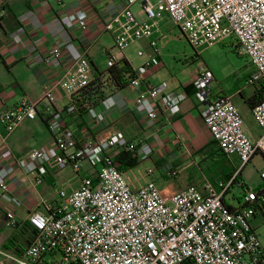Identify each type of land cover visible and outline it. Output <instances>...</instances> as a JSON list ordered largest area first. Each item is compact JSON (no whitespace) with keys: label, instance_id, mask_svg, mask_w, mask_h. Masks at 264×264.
Masks as SVG:
<instances>
[{"label":"built area","instance_id":"2783aa9c","mask_svg":"<svg viewBox=\"0 0 264 264\" xmlns=\"http://www.w3.org/2000/svg\"><path fill=\"white\" fill-rule=\"evenodd\" d=\"M139 1L124 0L122 11L106 25L107 32L114 35V46L103 51L107 68L120 62L124 52L138 41H149V48L157 51L158 41L152 40L155 25L150 21L165 12L194 49L235 42L255 68L248 83L264 84V0H160L157 12L146 0L143 12L148 20L144 22L132 11ZM87 19L84 12H77L74 18H64L62 24L76 22L79 29L87 31ZM63 56L72 60L60 83L70 103L45 111L51 118L49 128L58 150L52 160L46 161L42 149L17 158L7 143L24 122L38 118L35 104L24 100L0 114L6 132L1 145L14 160L13 164L0 165V219L7 229L30 225L36 232L21 256L6 257L14 264H264V247L251 224L258 209L264 215V195L245 190L237 206L225 199L233 185L244 188L240 175L254 157L260 154L264 158V101L251 109L262 131L254 142L245 133L242 115L231 97L215 98L213 75L200 69L194 83L195 97L204 107L203 120L221 152L238 156L241 167L220 183V191L205 181L201 190L191 187L167 199L153 181L134 188L116 164L124 152L136 153L140 162L152 160L154 151L149 145L130 142L121 131L78 141L66 118L77 114L73 96L89 87L94 74L87 52L73 42L54 48L48 60ZM151 67V62L132 67L135 77L130 73L126 77L129 87L137 92L135 110L155 122L163 112L178 115L187 95L164 93L165 85L145 81ZM104 121L102 113L92 120L95 125ZM30 162L39 164L33 173L35 186L43 183L50 169H70L80 177L85 164L88 168L78 189L60 191L58 200L46 204L44 211L37 209L26 220H19L7 209L9 180L17 169L29 168ZM178 174L172 171L170 177Z\"/></svg>","mask_w":264,"mask_h":264},{"label":"crops","instance_id":"0c3cea01","mask_svg":"<svg viewBox=\"0 0 264 264\" xmlns=\"http://www.w3.org/2000/svg\"><path fill=\"white\" fill-rule=\"evenodd\" d=\"M124 4V0H0V114L24 100L35 104L39 112L37 119L24 122L7 138L8 146L17 158L33 149L44 150L46 161L52 160L58 153L53 132L49 128L51 118L45 111L70 103V97L60 83L65 72L71 68L72 60L66 56L48 60L54 48L73 42L80 50L87 52L92 66L99 71L106 70L107 67L103 70L98 67L99 63L106 65L103 51L114 46V35L107 32L106 25L122 11ZM77 12L87 15V31L79 29L76 22L69 26L62 24L64 18H74ZM143 41L146 42L147 55L144 52L140 57L139 52L144 50L139 49L136 56L128 48L122 60L133 68L151 62L152 67L145 81L155 86L165 85L164 93H185L187 97L181 105V112L176 116L163 112L158 121H148L144 114L135 110L137 92L129 87L114 90L82 116H68V126L73 129L79 142L121 131L130 142L149 145L154 156L152 160L143 161L149 166L141 175L133 173L129 176L134 188L153 181L167 199L191 187L201 190L205 181L211 182L220 191V183L236 174L241 161L236 155L226 156L221 152L203 120L204 107L195 97L194 81L199 71H192L183 77H159L161 54L149 48V41ZM225 43L241 50L233 41ZM256 84L249 86L255 87ZM222 86L217 91L212 88L214 97H231L242 115L245 133L252 141H257L262 131L251 113L249 100L259 89L255 88L247 95L244 88L226 90ZM97 113L105 117L100 125L92 122ZM5 135L0 123V165L14 162L1 145ZM38 165L30 162L29 168L17 169L9 180L11 200L7 209L13 210L19 220H26L31 212L37 209L44 211L46 204L57 201L58 198L54 196L56 187H71L67 193H72L80 187L81 179L85 177H78L74 184L70 169H50L43 183L35 186L33 173ZM246 167L240 175L244 188L233 185L228 194L234 186L244 191L251 190L244 176ZM136 168L125 172V176ZM172 171H178V176L170 177ZM139 180L140 183L136 184ZM253 229L257 234V230ZM23 230L5 228L1 218L0 246L5 249L6 246L11 247L14 240L19 243ZM6 251L7 255H15L12 250Z\"/></svg>","mask_w":264,"mask_h":264},{"label":"rangeland","instance_id":"374dc122","mask_svg":"<svg viewBox=\"0 0 264 264\" xmlns=\"http://www.w3.org/2000/svg\"><path fill=\"white\" fill-rule=\"evenodd\" d=\"M146 0H140L132 7V11L136 18L141 21H147V16L143 12V3ZM157 12V6L160 0H148ZM150 23L154 24V37L152 40L158 41L157 50L161 54L162 58V70L159 77H180L187 76L192 71H200L201 68L209 71L215 82L213 83L214 90H219L221 85L226 90H234L235 88H244L247 95L255 91V88L260 89L261 84L257 83L255 87L249 86V79L255 74V68L250 64L248 58L244 55L242 50H236L232 48L228 43L215 45L212 47H204L200 49H194L188 41L182 36L180 29L173 23L170 16L162 12L159 17ZM130 53H135L139 49L144 50L143 53L147 55V46L145 41H138L134 43L130 48ZM141 59V58H139ZM99 69H106L105 63L98 64ZM149 164L143 162L134 172H129L126 176L129 184H133L130 181L129 176L134 174L141 175L145 168ZM86 164L81 176L85 175L87 170ZM155 169V168H154ZM71 173V172H70ZM264 173V158L258 155L255 160L251 161L245 170L244 176L248 187L253 191L257 189L262 183L261 174ZM73 177L72 182L77 183L78 177L73 173L70 174ZM141 180L136 182L139 184ZM172 180L171 182H174ZM71 187L58 186L54 196L59 198L60 191H66ZM68 189V190H67ZM243 189H238L234 186L230 193L227 195V201L233 205H238V199L243 194ZM256 219L251 220L253 228L257 230V235L260 237V242L264 245V218L261 214H257ZM8 252L0 246V264H12L7 260L6 255Z\"/></svg>","mask_w":264,"mask_h":264},{"label":"trees","instance_id":"16d2710c","mask_svg":"<svg viewBox=\"0 0 264 264\" xmlns=\"http://www.w3.org/2000/svg\"><path fill=\"white\" fill-rule=\"evenodd\" d=\"M92 69L94 74L93 82L85 90L73 96V102L77 109L76 116L86 114L90 109L96 107L102 102L114 90L121 91L129 88L130 79L126 77L128 73L135 77V72L133 71L132 66L126 60H121L114 67L107 68L104 71H99L94 66H92ZM259 83L261 84V88L253 98L249 100V104L252 108L256 104L264 101V84L261 82ZM116 164L119 170L125 173L128 170H132L139 166L140 161L136 153L124 152L117 157ZM254 191L260 195H264V180ZM258 213L264 218V215L262 214L263 210L261 208L258 209ZM23 229V235L20 234V242L17 243L14 240L11 242V247H5L6 250H12L16 256H21L31 245L36 236L35 230L30 225H26Z\"/></svg>","mask_w":264,"mask_h":264}]
</instances>
